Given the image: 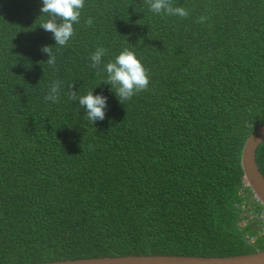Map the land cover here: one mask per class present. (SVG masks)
<instances>
[{
    "label": "trees",
    "instance_id": "trees-1",
    "mask_svg": "<svg viewBox=\"0 0 264 264\" xmlns=\"http://www.w3.org/2000/svg\"><path fill=\"white\" fill-rule=\"evenodd\" d=\"M172 4L189 16L155 14L145 0H85L61 47L39 26L42 0H0V264L264 249L261 231L244 229L264 207L240 166L264 122V0ZM98 46L107 54L93 69ZM124 47L150 83L122 104L103 81ZM55 80L59 103L44 98ZM72 85L107 96L104 120L87 119ZM256 162L264 175V141Z\"/></svg>",
    "mask_w": 264,
    "mask_h": 264
},
{
    "label": "clouds",
    "instance_id": "clouds-1",
    "mask_svg": "<svg viewBox=\"0 0 264 264\" xmlns=\"http://www.w3.org/2000/svg\"><path fill=\"white\" fill-rule=\"evenodd\" d=\"M149 10L155 14L167 16H179L187 18L189 11L183 6H174L172 0H145ZM85 7V0H42L41 14H47V19L39 25L45 31L50 32L55 40V45L61 47L67 45L74 36V24H78L81 18V11ZM207 16H200L199 23H204ZM85 23L92 26L93 19L89 17ZM42 53L48 55L47 64L53 68L56 66V55L50 45L41 47ZM107 54V49L98 46L91 54V67L99 69L103 57ZM107 79L103 82L111 86L119 101L123 104L125 100H131L137 95L147 90L150 83V70L147 69L139 59L135 51L129 47H124L113 60H109L104 65ZM62 81H53L45 95L46 101L59 103L61 97ZM69 99L78 101L79 105L85 109L87 119L95 124L96 121L105 119L107 96L94 94L93 89L84 95H78L71 86L67 93ZM82 147V146H81Z\"/></svg>",
    "mask_w": 264,
    "mask_h": 264
},
{
    "label": "water",
    "instance_id": "water-1",
    "mask_svg": "<svg viewBox=\"0 0 264 264\" xmlns=\"http://www.w3.org/2000/svg\"><path fill=\"white\" fill-rule=\"evenodd\" d=\"M264 141V122L246 137L241 147L240 166L253 198L264 207V175L256 162V151ZM30 264V263H26ZM32 264H264V250L236 255H102L59 259Z\"/></svg>",
    "mask_w": 264,
    "mask_h": 264
},
{
    "label": "rangeland",
    "instance_id": "rangeland-1",
    "mask_svg": "<svg viewBox=\"0 0 264 264\" xmlns=\"http://www.w3.org/2000/svg\"><path fill=\"white\" fill-rule=\"evenodd\" d=\"M246 186L244 185L243 186V189L245 188ZM242 192V191H241ZM252 199H253V197H252ZM250 199L248 198V197H246V201H249ZM250 213L252 214V215H254L255 214V211H250ZM255 218V217H254ZM253 217H252V219H254ZM250 217H248L247 218V221H249L250 222V224H249V226L251 227V229H249L248 227H244V229L246 230V232L248 233V235H249V237H251V234H250V232H254V231H256L257 229L259 230V232L261 231L260 229H261V227H260V224L257 222V221H255V220H252ZM256 219V218H255ZM259 235H261V237H262V241H264V232H260L259 233ZM252 238V237H251ZM256 249H258V250H264V249H261L260 248V246L259 247H255V250Z\"/></svg>",
    "mask_w": 264,
    "mask_h": 264
},
{
    "label": "built area",
    "instance_id": "built-area-1",
    "mask_svg": "<svg viewBox=\"0 0 264 264\" xmlns=\"http://www.w3.org/2000/svg\"><path fill=\"white\" fill-rule=\"evenodd\" d=\"M255 199V198H254ZM256 200V199H255ZM257 201V200H256ZM253 217H255L256 219H258L261 224L263 225L261 232H264V209H260L258 210Z\"/></svg>",
    "mask_w": 264,
    "mask_h": 264
},
{
    "label": "crops",
    "instance_id": "crops-1",
    "mask_svg": "<svg viewBox=\"0 0 264 264\" xmlns=\"http://www.w3.org/2000/svg\"><path fill=\"white\" fill-rule=\"evenodd\" d=\"M262 227H263V225H262ZM262 227H261V229H262Z\"/></svg>",
    "mask_w": 264,
    "mask_h": 264
}]
</instances>
